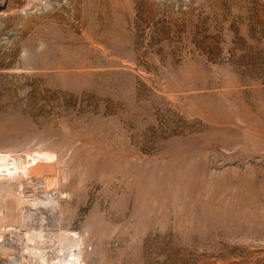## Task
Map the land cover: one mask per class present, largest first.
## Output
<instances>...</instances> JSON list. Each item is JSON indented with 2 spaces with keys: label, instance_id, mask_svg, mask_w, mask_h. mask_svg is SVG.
<instances>
[{
  "label": "rangeland",
  "instance_id": "obj_1",
  "mask_svg": "<svg viewBox=\"0 0 264 264\" xmlns=\"http://www.w3.org/2000/svg\"><path fill=\"white\" fill-rule=\"evenodd\" d=\"M0 264H264V0H0Z\"/></svg>",
  "mask_w": 264,
  "mask_h": 264
}]
</instances>
